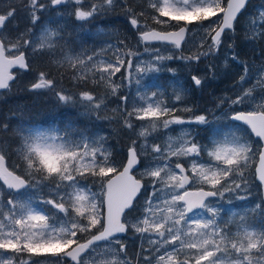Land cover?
I'll use <instances>...</instances> for the list:
<instances>
[{
    "label": "snow or ice",
    "instance_id": "1",
    "mask_svg": "<svg viewBox=\"0 0 264 264\" xmlns=\"http://www.w3.org/2000/svg\"><path fill=\"white\" fill-rule=\"evenodd\" d=\"M68 3L74 6L76 20L87 21L112 8L116 0H47V4L28 0L25 7L30 22L35 25L40 19L38 13L49 5L56 8ZM246 3L247 0H148V6L156 13L152 20L169 25L174 31L150 29L138 19L144 12L135 14L126 0L123 6L131 26L146 44L145 51L153 41L181 49L186 35L192 31L188 25L196 24L204 34L200 47L209 38L211 43L207 51L179 59L199 62L201 57L220 49L226 30L235 31V22ZM15 11L10 8L0 14V90L8 89L15 79L11 71L14 67L29 69L27 49L34 53H54L58 41L63 39L59 30L44 28L38 38H26L21 33L15 42L6 43L3 32ZM259 19L264 23V11ZM113 48H116L114 61L97 59L99 53H69L54 63L73 69V79L77 82L91 79L93 84L107 90L105 96L99 97L90 91L79 93V100L89 114L99 112L107 95L116 96L122 87L135 85L131 110L130 95L118 97L122 127L135 132L137 137L128 147L126 162L121 166L116 164L103 136L93 137L82 131L74 134L68 130L62 134L60 129L53 128L18 129L20 145L16 155L20 174L10 170L5 151L0 148V264H36L19 258L25 252L29 257H54V264H129L119 258L126 246L118 235L129 229L148 242L149 248L143 249L149 253L143 257L144 264H264V229L257 230L250 224L248 213L236 214L238 221L224 220L217 202V198L223 200L227 194L247 187L245 170L253 165V174L264 185V67L255 74L256 83L245 88L252 78L250 68L232 53L231 59L243 66L237 82L241 92L234 99L221 101L218 107L228 103L231 114L223 113L222 118L227 122L217 123L208 143L200 144L192 135L195 130L191 126L211 127L213 122L206 114L190 119L176 115L179 110L176 105L186 104L189 89L176 82L169 103L153 78L161 70V61L173 57L161 56L159 49H153L149 61L134 66L131 51L121 53L119 47L107 46V50ZM228 48L232 49L233 45L229 44ZM117 73H121L126 84L113 80ZM55 83L48 73L40 72L30 87L52 90ZM201 85L202 79L192 75L191 86ZM56 97L65 104L75 99L62 91L56 92ZM182 110L193 111L190 106ZM136 121L146 123L137 126ZM172 125H188V129L182 128L179 137H169L164 144L149 143L148 138L160 127L169 129ZM251 136L258 138L255 145ZM141 138L143 143L138 151L137 140ZM142 155H150L151 159L137 178L133 172L141 164ZM180 158H190L188 169ZM89 178H93V184H99V192L87 183ZM145 178L150 180L152 193L145 200L141 214L129 224L127 212L135 210ZM192 184L200 187L190 190ZM45 188L49 189L47 196ZM256 210L264 212L260 204L251 211ZM233 223L235 232L229 227ZM83 234H89V238L81 242ZM9 252L15 255H6Z\"/></svg>",
    "mask_w": 264,
    "mask_h": 264
},
{
    "label": "rangeland",
    "instance_id": "2",
    "mask_svg": "<svg viewBox=\"0 0 264 264\" xmlns=\"http://www.w3.org/2000/svg\"><path fill=\"white\" fill-rule=\"evenodd\" d=\"M47 4V0H42ZM125 0H116L114 6L108 10L101 11L94 17L90 18L87 21H78L74 15V6L72 3H68L62 6H57L56 8L51 7L50 5L41 13H38L40 19L37 21L35 25H33L27 15L26 12V5L28 0H0V12L2 14L10 10V8H15V15L11 18L6 24V27L3 32V36L6 38V43L8 41L15 42L17 36L21 33L26 34V38L28 36H32L34 38H38L43 31L44 28H51L50 24H53V28L60 31V36L63 39L58 41V47L56 48L54 54L62 58L64 54H85V55H93L94 53H99L100 56L97 57L103 58L105 60L114 61L115 56L114 53L116 52V48L111 50H107V46L109 44L115 45L114 43L117 40L113 39L112 30H116L115 34L120 38L118 40V44L120 47L121 53H127L131 51L133 56L131 57L133 60V65L135 66L136 63L140 61H149L151 56L154 54L153 49H159V54L164 57L172 56L173 59H164L161 61L160 64V72L153 74V78L155 83L161 86L160 91L164 94V99L171 103L170 97L173 93V85L176 82L182 83L185 87L189 89V94L186 99V104L180 103L176 105L177 109L176 115L184 117L185 119H190L194 115L199 114H206L208 119H213L212 115L214 114V109L207 107V103L213 106V101L215 98L218 99L219 102L221 100H226L227 98H235L236 95L240 94L241 89L237 86V82L239 80L240 75L243 74V66L234 62L231 59V55L233 52L236 54H241L243 48H248L249 53L246 55L245 60L243 61L247 64L250 68V72L252 78L250 82L245 84V88L252 87L253 84L256 83L255 74L258 70L264 67V23H262L259 19L261 11H264V0H251L248 7L246 8L243 15L238 20L237 25L235 26V31H230L226 33L223 37V44L221 45L218 51H215L213 54L201 57L199 62H188L186 60L179 59V57L184 56L187 57L191 54H194L198 51H207L208 44L211 43L210 38L205 42L203 48L200 47L201 40L204 37V34L199 31V28L196 24L188 25L191 32L185 38V42L182 44L181 49L177 50L173 48L171 45L160 44V43H150L147 45L148 51H145L146 44L140 40L139 32L137 29L133 28L130 24V16L128 12H126L124 5ZM127 6L133 10L135 14H139L140 12H144V16H138V19L141 21V24H146L150 29H156L158 31H174L175 29L169 25L164 24H157L152 20V16L156 15L155 11L148 6V0H126ZM52 10L54 12L53 15H50L51 21L47 22V17L44 18L46 14H50ZM160 19H167L166 17H161ZM215 19V18H213ZM42 24V25H41ZM175 24V22H173ZM71 29L68 33H64L65 28ZM30 30V31H29ZM144 30V29H141ZM87 34L91 38L90 46L86 45V36ZM67 35H69L67 37ZM68 40V41H67ZM121 41L123 43L121 44ZM259 43H263L262 45ZM64 44V45H63ZM232 44L233 48L229 49L228 45ZM258 44V45H257ZM61 45V46H60ZM73 45V46H70ZM104 50V51H102ZM39 52V51H38ZM33 53L32 49L29 48L26 50V57H28L27 61H29V71L27 73L18 72L17 78L15 83H13L9 90H14V96L18 95L19 92H24L27 95H54L50 98V100L54 102H58L56 97V92L58 91H72L73 87L76 85V90L79 89L80 92L88 91L89 87L94 86V90L90 91L96 96H105L106 89L102 85H95L89 79L84 86L80 82H77L73 79L74 70L68 67L66 64L64 65L66 69L59 71V70H50V69H41V65L36 66V62L32 59L31 54ZM244 56V54H242ZM49 57L52 58L53 53L48 54ZM113 56L114 58L110 59L109 57ZM259 58V61L255 60ZM129 57L125 56V59ZM208 61L212 62L209 64ZM37 67L38 69L34 68ZM49 67V66H48ZM210 67V68H209ZM71 69L72 72L69 70ZM171 69L172 71H169ZM40 72H46L49 74V78L55 80V88L52 90H32L31 84L36 82L38 74ZM197 75L202 79V85L200 87L193 88L191 86V76ZM113 80L117 84H126V81L123 80L121 73H117ZM68 82V83H66ZM79 83H81L79 85ZM25 85V86H24ZM157 89H150V91H156ZM10 91V92H11ZM79 92V93H80ZM79 93L75 96L74 102L71 103H63V106L66 110H77L80 112L78 117L90 118V120L95 123L97 127H101L100 131L96 134L100 136L101 133H104L105 136L107 135L106 128H111L113 122L117 123L120 128H122V117H121V102L119 100V95H130L129 100V110H131V103L132 99L135 98L136 95V87L133 84L131 87H122L119 90V93L116 96L107 95L106 99L104 100V105L99 110L98 113H88L87 109L79 100ZM20 95H23L20 94ZM258 95V93H257ZM188 99H192L191 104L188 103ZM53 102V103H54ZM220 105V104H219ZM223 105H228V103H224ZM185 106L192 107V112H185L182 109ZM240 108V110H249L243 106H236ZM221 107L217 106V109ZM229 114H231L230 107L228 108ZM82 112V113H81ZM224 112V113H225ZM91 115V117L89 116ZM216 118H221L217 120L216 123L212 124L211 127L205 128V126H197L193 124L191 126L193 131L192 135L195 137V140L200 144H205L206 140L209 139L213 135V129L216 127V124H223L226 119H223V113L219 117L218 114H214ZM7 118V117H6ZM215 122V121H214ZM137 126L141 124V122H135ZM146 123V122H142ZM15 124V123H14ZM12 125L5 129V125L0 126V148L4 149L6 158H7V165L9 166L10 170L15 169L17 174H20L19 168L17 167L16 163H20L16 155V149L20 145V133L18 129L22 128L24 125L21 126H13ZM17 125V124H15ZM99 125V126H98ZM85 127L86 125L81 124V127ZM82 127V128H83ZM246 127V126H245ZM29 128H39V129H49L40 128V127H29ZM70 128V130H69ZM188 129V125L180 126V125H172L169 129H164L160 127L155 133L158 136H155L153 133L149 138V143H158L164 144L169 137H179L181 135V129ZM27 129V128H25ZM55 129V128H53ZM75 129H79L74 126L65 127L61 130L63 134L64 130L72 131L75 134ZM81 129V128H80ZM84 129V128H83ZM89 133L92 132L93 128H87ZM129 131V130H128ZM78 133V132H77ZM129 135H120L121 139L112 140L116 145L108 144L107 147H110V151L112 152L113 159L118 166H121L123 163L126 162V156L124 160L120 158V153L125 149V154L127 155L128 147L130 146L132 140L137 139L135 132L129 131ZM169 133V134H168ZM162 135V137H161ZM5 136L14 137L16 136L18 139V144H11V147H7L2 144V140ZM104 136V137H105ZM108 137H111L107 135ZM153 136H155L153 138ZM3 137V138H2ZM75 137V135H74ZM113 137H111L112 139ZM251 142L255 145V141L251 139ZM143 143V139L137 140V147L138 151L139 146ZM128 145V146H127ZM122 150V151H121ZM116 154V155H115ZM203 155V154H202ZM115 157V158H114ZM151 159V156H141V167L140 171L139 168L135 170L134 175L137 178L141 177V173L144 170V165L148 163V160ZM203 159H207L206 155H203ZM120 161V162H118ZM122 161V162H121ZM175 162V161H174ZM180 162L184 164V167L188 169L190 167V158H180ZM177 171V170H176ZM178 172V171H177ZM254 173V165L251 166L249 169L245 170V179L247 180V187L243 188L242 190H237L236 192L227 194L228 197H225L223 200H219L217 198L218 204L222 207L221 215H226V221L230 218L234 221L239 220V215L236 214H244L248 213L247 219L248 222L254 225L257 230L264 229V220L258 219L255 217V212L251 210L255 208L257 204L261 205L262 200V192L261 186L256 181ZM191 174V173H189ZM93 178H89L87 183L92 186L93 191H100L99 184L92 183ZM1 183V182H0ZM145 187L142 189L143 193L141 195V199L139 198L135 204V210L133 212L134 219L141 214L142 206L149 195L152 193V186L150 180L148 178L144 179ZM200 187L198 184H192L190 186V190H195L196 188ZM49 194V189H44V195L47 196ZM4 199L6 200L7 197V189H4ZM245 197L244 199H240L239 197ZM230 197H233V201L239 205V209H235L233 214L235 216H229L224 211V208L228 206V200ZM247 198V199H246ZM251 200L253 204H250V207L246 209L244 205V201ZM225 200V201H224ZM246 209V210H245ZM249 210V212L247 211ZM241 211V212H240ZM132 213V212H131ZM255 215V216H254ZM135 221H132L134 223ZM131 223V224H132ZM232 231H236L235 223L229 225ZM89 237V234L81 235V241L86 240ZM121 239V241L125 244V253L120 254V259H126L129 264H144L143 257L148 255L149 253L143 251V249H148L149 245L147 240H142L139 234L132 232L126 238ZM136 244V246H135ZM118 248V246H117ZM2 251V250H0ZM6 255H15L11 252L7 253ZM19 258L35 261L36 264H54L56 258L51 256H31L29 257L28 253H21L19 254Z\"/></svg>",
    "mask_w": 264,
    "mask_h": 264
},
{
    "label": "trees",
    "instance_id": "3",
    "mask_svg": "<svg viewBox=\"0 0 264 264\" xmlns=\"http://www.w3.org/2000/svg\"><path fill=\"white\" fill-rule=\"evenodd\" d=\"M51 13L50 14H46L44 16L47 17V22L51 21L52 19H50V15H53L54 12L52 10H49ZM2 13V12H0ZM42 25V24H41ZM50 27L53 28V24H50ZM68 31H71V29L68 27V29L65 28L64 33H68ZM116 30H112V42L114 40H117L114 44L119 46L118 44V40H120V38L115 34ZM69 35H67L68 37ZM86 45L90 46V42H91V38L90 36L87 34L86 36ZM262 45L263 43H259V45ZM258 45V44H257ZM73 46V45H70ZM120 48V47H119ZM52 52H47V51H43V52H33L31 54L32 59L36 62V66L41 65V69H50V70H59L62 71L65 68V66H57V64L54 63V60L57 59H61L59 57H57L54 53L52 58L48 56V54H50ZM249 53V49L248 48H243L241 51V54H237L238 55V59L240 60H245L246 55ZM244 54V56L242 55ZM110 59L114 58L113 56L109 57ZM115 59V58H114ZM256 61H259V58L256 59ZM208 63H211L212 66V62L208 61ZM34 67L36 69H38L37 67ZM49 66V67H48ZM210 68V67H209ZM71 71V69L69 70ZM72 72V71H71ZM68 83V82H66ZM83 84L82 87H85L84 84L86 82L82 81L81 82ZM79 83V85L81 84ZM73 87L72 91H68L65 90L63 91L65 94L68 95H73L74 97L77 96V94L80 92L79 89L76 90V85L74 86H70ZM94 86L89 87L88 91H92L94 90ZM9 90L8 92H2L0 93V126L1 125H6V126H11L12 123L17 124V125H13V126H21L24 125L22 128H29V127H40V128H55V129H63L65 127H69V126H74L77 127L79 129H75V133L77 132H85L86 135L89 136H93L96 137L97 133L100 131L101 127H97L95 125V123L93 124V122L90 120V118H86L84 119V117H78V114H80V112H78L77 110H66L63 108V106L65 104H61L60 101L58 102H54L52 100H50L51 97H53L54 95H42V94H38V95H27L24 92H19L18 91V95L14 96V90ZM23 95H20L22 94ZM222 101V100H221ZM54 102V103H53ZM221 104V102L218 101L217 98L214 99L213 101V106L209 105L207 103V107L217 110V106ZM82 113V112H81ZM91 117V115H89ZM7 117V118H6ZM86 125L85 127H81V124ZM99 126V125H98ZM81 128V129H80ZM87 128H93L92 132L89 133ZM70 130V128H69ZM107 130V135L113 137L111 139V137H108L107 135L105 136L104 133H101L100 136H105L107 138V145L108 144H114L116 145L112 140H116V139H121L120 135L123 136L125 135H129V131L125 128H120V126H118L117 123L113 122V125L111 126V128H106ZM72 132V131H71ZM131 136H133L132 134H130ZM3 138V137H2ZM75 138V137H74ZM2 140V144L7 146V147H11V144H18V139L16 136L14 137H10V136H5L4 139ZM118 146V145H116ZM110 148V147H109ZM6 149V148H4ZM114 150H117L116 148ZM113 148H112V152H114ZM120 158L122 159V161L124 160L126 154H125V149L120 153ZM121 161V162H122ZM120 162V161H118ZM20 163H16V165H19ZM248 202L250 204H253V202L249 199ZM261 207L264 208V204L261 202ZM256 215V216H255ZM255 217H257L258 219L264 220V212H262L261 210H256L255 213ZM136 246V244H135Z\"/></svg>",
    "mask_w": 264,
    "mask_h": 264
},
{
    "label": "water",
    "instance_id": "4",
    "mask_svg": "<svg viewBox=\"0 0 264 264\" xmlns=\"http://www.w3.org/2000/svg\"><path fill=\"white\" fill-rule=\"evenodd\" d=\"M249 0H247L248 2ZM247 4V3H246ZM243 10V9H242ZM241 10V11H242ZM158 31V30H157ZM153 42H157V43H161V42H158V41H153ZM18 67H14L11 71H14L15 69H17ZM19 69V68H18ZM22 70V69H21ZM24 71H27V70H24ZM14 75V74H13ZM5 89H2L0 91H4ZM250 131V130H249ZM254 139H256V137L252 136ZM258 139V138H257ZM138 167V166H137ZM135 170V169H134ZM257 180V179H256ZM258 181V180H257ZM258 183L260 184V182L258 181ZM261 185V192H262V198L264 200V185L260 184ZM139 195V194H138ZM125 233H122V234H118L119 236H123Z\"/></svg>",
    "mask_w": 264,
    "mask_h": 264
},
{
    "label": "flooded vegetation",
    "instance_id": "5",
    "mask_svg": "<svg viewBox=\"0 0 264 264\" xmlns=\"http://www.w3.org/2000/svg\"><path fill=\"white\" fill-rule=\"evenodd\" d=\"M190 100V99H189ZM190 101H192V99L190 100ZM141 199V198H140ZM132 213L134 212V210H130ZM132 213H128L127 215H129V216H131V217H126V221H127V223H132V221H133V218H132ZM123 239V241H125L124 240V238H122Z\"/></svg>",
    "mask_w": 264,
    "mask_h": 264
},
{
    "label": "bare ground",
    "instance_id": "6",
    "mask_svg": "<svg viewBox=\"0 0 264 264\" xmlns=\"http://www.w3.org/2000/svg\"><path fill=\"white\" fill-rule=\"evenodd\" d=\"M251 2V0H249L248 1V4ZM4 13H5V11H4ZM0 14H2V13H0ZM241 15V13L238 15V16H240ZM68 41V40H67ZM64 45V44H63ZM61 46V45H60ZM40 52V51H39ZM71 72V71H70ZM82 85V84H81ZM25 86V85H24ZM4 92H6V91H4ZM191 100V99H190ZM189 99L187 100L188 101V103L189 104H191V101H190ZM128 146V145H127ZM122 151V150H121ZM116 155V154H115ZM115 158V157H114ZM141 198V197H140Z\"/></svg>",
    "mask_w": 264,
    "mask_h": 264
}]
</instances>
